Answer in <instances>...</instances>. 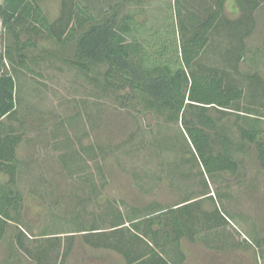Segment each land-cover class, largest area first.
<instances>
[{
  "label": "rangeland",
  "instance_id": "rangeland-1",
  "mask_svg": "<svg viewBox=\"0 0 264 264\" xmlns=\"http://www.w3.org/2000/svg\"><path fill=\"white\" fill-rule=\"evenodd\" d=\"M118 1L122 0L80 2L98 18ZM185 1L129 0L120 17L134 16L138 24L151 29L154 41L168 39L166 50L171 57L176 52L172 31L179 46L180 27L184 20L189 24V13L204 18L203 7H213L210 0ZM253 1L225 2L220 22L193 69L222 73L226 82L244 90L238 109L261 111L264 0L250 8ZM40 5L52 35L37 40L36 47L26 52L29 71L14 74L15 113L1 126L3 131L12 127L22 137L16 159L24 237L20 247L17 225L3 226L0 264H35L31 257L43 248L47 264H126L120 254L90 246L78 231L109 232L117 213L134 218L185 200H198L200 212L220 208L229 219L225 228L201 233L202 238L208 236L209 247L202 240L182 238L181 264H264V168L253 149L235 156L236 173H221L213 179L203 176L181 137L180 124L144 111L132 97H125V91L107 84L104 65L92 66L86 73L70 64L75 41L61 44L55 34L63 30L72 5L66 0H43ZM8 44L4 36L2 46ZM234 119L231 114L224 120L233 138ZM258 127L262 130L259 141L264 143V120ZM6 181L7 176L0 174V184ZM92 236L90 241L96 239ZM255 240L263 241L257 246Z\"/></svg>",
  "mask_w": 264,
  "mask_h": 264
},
{
  "label": "trees",
  "instance_id": "trees-1",
  "mask_svg": "<svg viewBox=\"0 0 264 264\" xmlns=\"http://www.w3.org/2000/svg\"><path fill=\"white\" fill-rule=\"evenodd\" d=\"M42 1L0 2V174L7 176V181L0 184V236L4 225L16 224L20 247L24 237L20 230L23 196L17 188L16 150L22 137L12 127L3 131L1 126L3 120L11 119L15 113L14 74L18 70L29 71L26 52L36 47L37 40L52 35V25L40 5ZM66 1L73 8L63 30L55 37L61 44L75 41L72 66L88 73L92 66L104 65L103 77L107 84L125 91V97H132L144 111L156 116L165 115L168 122L180 124L181 137L203 176L213 179L221 173H236L238 161L235 156L247 148L253 149L259 165L264 168V143L259 141L262 130L258 127L264 120V108L261 111L238 109L236 106L244 98L241 87L226 82L224 75L216 70L193 69V64L209 44V34L220 22L227 0H210L208 3L213 7H203L204 18H200V13H189V24L184 20L180 27L183 37L179 46L176 31L170 34L176 51L171 57L167 51L168 39L154 41L151 29L138 24L134 16L120 17L123 4L129 0L110 4L99 13L100 16L97 15L98 18L81 0ZM257 2H251L250 8L257 7ZM182 9L185 10L183 5ZM70 16L73 19L69 22ZM4 36L9 44L3 47ZM231 114L235 117L232 121L234 138L230 135L231 128L224 123ZM199 203L198 200H185L128 219L117 213L109 232L94 228L78 233H84L82 235L90 246L120 254L126 264H181L183 255L179 251V242L182 238L202 240L209 247L208 236L202 238L201 233L208 235L210 231L225 228L228 223V216L220 208L200 212ZM194 204H198L196 210L190 209ZM92 235H96L94 241H90ZM260 242L255 240L257 246ZM225 245H229L227 238ZM214 250L219 248L215 246ZM47 257L43 248L31 259L35 264H47Z\"/></svg>",
  "mask_w": 264,
  "mask_h": 264
}]
</instances>
